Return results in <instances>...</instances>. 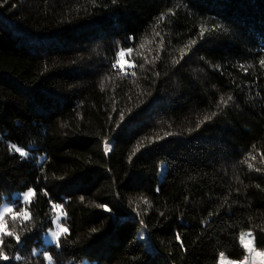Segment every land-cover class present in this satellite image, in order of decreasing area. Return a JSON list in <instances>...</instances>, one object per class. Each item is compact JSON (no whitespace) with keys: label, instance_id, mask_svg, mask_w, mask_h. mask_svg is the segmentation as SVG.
Returning a JSON list of instances; mask_svg holds the SVG:
<instances>
[{"label":"trees","instance_id":"16d2710c","mask_svg":"<svg viewBox=\"0 0 264 264\" xmlns=\"http://www.w3.org/2000/svg\"><path fill=\"white\" fill-rule=\"evenodd\" d=\"M261 58L264 0H0V200L36 191L9 264H218L246 231L264 247ZM53 204L68 232L45 246Z\"/></svg>","mask_w":264,"mask_h":264},{"label":"snow or ice","instance_id":"6c2138e0","mask_svg":"<svg viewBox=\"0 0 264 264\" xmlns=\"http://www.w3.org/2000/svg\"><path fill=\"white\" fill-rule=\"evenodd\" d=\"M113 3L116 2V0H112ZM159 20H163L164 16L161 15L158 17ZM219 27V25H217ZM159 35V33H157ZM201 38L204 37V32H200ZM191 44H195L196 40H191ZM185 47H188V45H185ZM132 48H128L126 51L128 53L132 52ZM125 56V50L121 49L118 53L117 59L115 63H113L112 67L116 68V66L119 64V58ZM203 59V58H202ZM178 62V61H177ZM258 63L261 66H264V58L259 59ZM135 66V65H132ZM219 67L218 65L216 66ZM243 67V65H241ZM159 75V73H157ZM233 97L229 96L228 100H232ZM221 103H226V101L223 100V97H221ZM216 115L215 112L212 113L211 116H206L205 120H210L212 117ZM123 119V117H121ZM171 135V134H169ZM13 150L21 157H25L27 153L23 151L20 147H16L15 145L12 146ZM43 195L47 196L48 193L44 192ZM36 196V191L33 188L27 189L23 193V196L21 198V201L16 202H5L0 200V262L2 264H9L10 261H22L24 257L22 255H10L6 252V249L10 246V241L14 240L15 244L18 246H23L25 241L21 239V236L19 232L21 230H27L28 224L32 223L34 221V217L30 214V205H31V199L32 197ZM144 203H148L146 200ZM25 205H28L29 207H24ZM52 207L54 209L60 208L61 205L59 204H53ZM108 210L107 208L105 209ZM209 215H212L211 213ZM10 218V219H9ZM60 218L57 217V220ZM17 222L19 224L17 225ZM60 232L67 233L68 229L66 227H61L59 232H52L51 236L53 237V240L57 246H59L60 242ZM247 237V239H246ZM180 237L177 236V240H179ZM239 244L243 248L244 254L242 259L240 260H230L226 258L225 252L220 251L219 252V260L218 264H264V247H259L257 245V237L253 234L251 231L247 232H241L239 233ZM181 247L183 248V244H181ZM46 259L51 260L52 257L47 254L45 251L42 253ZM32 255H37L35 251H33Z\"/></svg>","mask_w":264,"mask_h":264},{"label":"rangeland","instance_id":"374dc122","mask_svg":"<svg viewBox=\"0 0 264 264\" xmlns=\"http://www.w3.org/2000/svg\"><path fill=\"white\" fill-rule=\"evenodd\" d=\"M121 68H124L126 65H128V62H126V60H121V58H119V64H118ZM23 196V193H15L12 195V199H16L18 198L20 201H21V198ZM31 199V198H30ZM5 202H8V201H5ZM21 203H23L21 201ZM2 206V205H0ZM57 217H59L60 219L57 220ZM63 213L62 211L57 208L55 210V218H54V221H53V225H52V228L50 230H48V232H46L42 238V242L43 244L46 246V245H52V244H55L54 240H53V237L51 236V233L52 232H59L60 231V228L61 227H64V225H62V222H63ZM247 232V231H246ZM63 234V232H60V235ZM139 238L141 240H144L146 242V247L148 249L149 252H153V246L151 244V241H149L147 239V237L144 235L143 232H140V236ZM247 239V237H246ZM83 264H86V263H83Z\"/></svg>","mask_w":264,"mask_h":264}]
</instances>
